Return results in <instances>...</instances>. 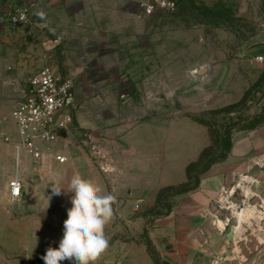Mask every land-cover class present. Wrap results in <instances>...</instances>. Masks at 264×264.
I'll list each match as a JSON object with an SVG mask.
<instances>
[{"label": "rangeland", "instance_id": "374dc122", "mask_svg": "<svg viewBox=\"0 0 264 264\" xmlns=\"http://www.w3.org/2000/svg\"><path fill=\"white\" fill-rule=\"evenodd\" d=\"M142 1L0 0V119L10 132L0 131V147L18 136L11 112L29 78L54 66L74 76L65 149L87 154L117 200L110 245L129 255L151 240L160 264L171 262L159 250L173 261L186 250L189 264H264V121L253 120L264 110V59H255L264 58V0H176L151 16ZM20 9L29 20L15 26ZM217 138L232 148L200 186L158 200ZM0 165L3 193L10 174Z\"/></svg>", "mask_w": 264, "mask_h": 264}, {"label": "crops", "instance_id": "0c3cea01", "mask_svg": "<svg viewBox=\"0 0 264 264\" xmlns=\"http://www.w3.org/2000/svg\"><path fill=\"white\" fill-rule=\"evenodd\" d=\"M7 130L4 127L1 128L4 135L10 136V132ZM3 134L1 135L3 136ZM12 135L14 142H17L19 134L17 137L11 133V137ZM71 138L70 132L64 135L58 143L62 152L68 157L66 163H58L49 157L36 161L25 152L18 155L14 145L8 149L0 147L9 151L8 156H3L0 153V164L2 162L5 166L8 164L6 172L10 174L6 191L0 193V264H7L3 259L9 255L20 257V264H31L33 260L40 259L48 247L57 248L59 246V241L62 238L60 227L63 226V222L67 218V209L72 206L70 198L73 193L66 189L73 175L80 174L86 179H91L101 187L102 195L110 193L104 176L95 169L87 154L78 150L69 151L65 149L68 147ZM13 161H15L16 169L15 175L11 176L13 174ZM15 176L21 177L24 181L23 193L19 200H13L10 194L9 182ZM54 183L64 187L62 188V195L52 196L51 186ZM122 192L125 191L117 190L118 194ZM50 196L52 198L48 200ZM123 204L126 205L127 202L120 199L117 207H121ZM113 224L114 220L112 219L105 226V231H107L108 226ZM105 235L110 244L113 237L112 233L106 232ZM118 241H114L109 246L97 264H155L147 246L140 250L132 248L128 255V252L122 250L123 247ZM1 246L4 247V250L1 249ZM159 252L160 257L170 260L171 264H189L187 259L190 258L191 253L186 250L179 251V261L171 260L172 258L163 251L159 250ZM61 264H71V261H62Z\"/></svg>", "mask_w": 264, "mask_h": 264}, {"label": "built area", "instance_id": "2783aa9c", "mask_svg": "<svg viewBox=\"0 0 264 264\" xmlns=\"http://www.w3.org/2000/svg\"><path fill=\"white\" fill-rule=\"evenodd\" d=\"M141 6L144 14L151 16L158 10H174L177 1L143 0ZM29 16L27 9H20L10 17V21L18 26L26 23ZM255 59L262 61L264 58L258 55ZM74 86V76L64 75L51 65L43 66L31 75L22 99L11 112L19 134V140L14 142L18 155L25 152L36 161L46 157L58 163L68 161L58 143L74 129ZM2 124L0 119V131ZM88 137L94 139L92 134ZM6 140L9 141V138L6 137ZM9 186L12 199L19 200L24 188L23 179L15 176Z\"/></svg>", "mask_w": 264, "mask_h": 264}, {"label": "clouds", "instance_id": "9594fccd", "mask_svg": "<svg viewBox=\"0 0 264 264\" xmlns=\"http://www.w3.org/2000/svg\"><path fill=\"white\" fill-rule=\"evenodd\" d=\"M51 188L52 196L62 195L64 187L58 183ZM66 190L73 195L63 222V236L59 246L48 247L40 259L44 264H61L66 260L71 264H97L110 246L105 226L114 217L116 197L111 193L102 195L99 185L80 174L72 176Z\"/></svg>", "mask_w": 264, "mask_h": 264}, {"label": "trees", "instance_id": "16d2710c", "mask_svg": "<svg viewBox=\"0 0 264 264\" xmlns=\"http://www.w3.org/2000/svg\"><path fill=\"white\" fill-rule=\"evenodd\" d=\"M195 120L202 124L205 123V121L201 118L196 117ZM253 120L256 123H260L264 121V110L260 114L255 116ZM231 148H232L231 140L228 141L227 145H224V143L219 138H217L215 140L214 148H210V147L205 148L201 152L199 156V160L195 162H191L186 167L187 181L178 187L175 188L169 187L168 189H163L159 193L158 200H161L163 198V196L165 195V190H169L173 195H179L197 189L200 186L202 175H204L214 164L223 161L228 156ZM170 212H171V206L168 207L167 214H169ZM147 248L154 263L160 264V259L158 258L157 252L154 249L151 240H148Z\"/></svg>", "mask_w": 264, "mask_h": 264}, {"label": "water", "instance_id": "95a60500", "mask_svg": "<svg viewBox=\"0 0 264 264\" xmlns=\"http://www.w3.org/2000/svg\"><path fill=\"white\" fill-rule=\"evenodd\" d=\"M62 134L64 135V134H65V132H64V131H62Z\"/></svg>", "mask_w": 264, "mask_h": 264}]
</instances>
